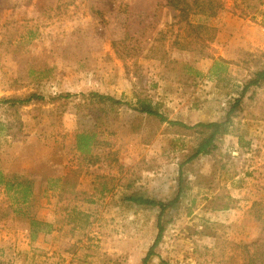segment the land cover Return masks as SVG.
<instances>
[{
  "label": "rangeland",
  "instance_id": "obj_1",
  "mask_svg": "<svg viewBox=\"0 0 264 264\" xmlns=\"http://www.w3.org/2000/svg\"><path fill=\"white\" fill-rule=\"evenodd\" d=\"M176 13L169 0H0V98L40 96L0 104V163L33 174L37 188L55 180L33 207L53 224L35 238L0 188V264H142L158 211L119 199L174 196L198 134L132 109L136 95L170 120L221 122L264 66V47L231 44L241 32L264 43V0H223L194 17L200 28ZM91 91L123 103L91 104ZM232 118L217 148L184 167L159 247L169 264H264V86ZM94 123L91 165L75 147L77 129Z\"/></svg>",
  "mask_w": 264,
  "mask_h": 264
},
{
  "label": "trees",
  "instance_id": "obj_2",
  "mask_svg": "<svg viewBox=\"0 0 264 264\" xmlns=\"http://www.w3.org/2000/svg\"><path fill=\"white\" fill-rule=\"evenodd\" d=\"M169 4L177 12L175 18L177 23L181 26H190V28H200L201 23L194 19L195 16H204L211 10L223 5V0H169ZM218 62H214L211 73L214 74ZM216 75L220 77L221 72H216ZM42 76H38L35 80L41 81ZM264 86V66L253 72L248 78H246L241 84H239L238 96L233 100L230 109L226 114L224 121H203L198 122L192 126L179 120H170L168 116L160 112L155 107L151 98L137 94V100L135 104H131L130 107L136 111L149 113L154 115L160 123L169 122L173 125H181L187 128L195 129L198 134L195 136L193 146L190 148L185 160L180 163L179 175L177 177V185L174 196L170 199L163 200L154 196H148L141 191H133L130 193H124L120 197L121 203H127L130 205H136L138 207L153 208L157 212V227L158 232L153 244L150 246L142 264H153L154 259L158 257V264H169L162 258L159 252V247L164 240V233L166 231L165 217L167 214H172L173 210H178L180 198L185 192V170L184 167L193 160L210 154L217 148V143L227 133H230V126L233 123L232 114L238 109L243 101L253 99L256 95L258 88ZM70 96V94H66ZM84 96L89 99L91 104H101L110 101L112 104L123 103L121 99L115 98L109 93H101L91 91ZM34 98H40L37 93H33L26 97L19 96H2L0 98V104H8V108H20L27 105ZM95 124L92 127L78 128L76 134V149L79 151L80 156H83L84 160H87L89 164L96 165L98 163V157L92 151V147L96 145ZM242 144V138L240 137ZM62 180L58 178L57 181ZM54 179H49L47 187H43L44 177L40 186L37 188V178L33 174L24 171H12L2 167L0 163V188L9 194L13 195V203L9 210L15 213L16 216L22 218L28 225L30 236L35 238L39 233L47 231L53 222L46 220L38 216L37 212H34L33 207L35 202L41 198L49 189H52L51 184ZM133 185L129 184L128 189H132ZM8 215V214H7Z\"/></svg>",
  "mask_w": 264,
  "mask_h": 264
},
{
  "label": "crops",
  "instance_id": "obj_3",
  "mask_svg": "<svg viewBox=\"0 0 264 264\" xmlns=\"http://www.w3.org/2000/svg\"><path fill=\"white\" fill-rule=\"evenodd\" d=\"M253 24V27L251 24L248 25V27H250L251 29H253L255 31V35H257V30L259 29V26L256 24V23H252ZM243 33H239L238 35H235L231 41V44H234L236 45L237 47H242V48H245V46H241L239 45V43L242 42V40H244L245 42H243V44L245 45V43L248 41V47H251V44H253L254 46H260L261 47H264V43L260 44V42H257V43H252L251 40L253 39H247L249 36H244L242 35ZM256 41V38L254 39Z\"/></svg>",
  "mask_w": 264,
  "mask_h": 264
}]
</instances>
